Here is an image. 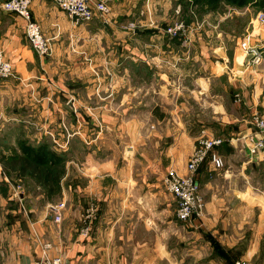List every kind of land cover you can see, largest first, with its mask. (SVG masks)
Returning a JSON list of instances; mask_svg holds the SVG:
<instances>
[{
  "label": "crops",
  "instance_id": "obj_1",
  "mask_svg": "<svg viewBox=\"0 0 264 264\" xmlns=\"http://www.w3.org/2000/svg\"><path fill=\"white\" fill-rule=\"evenodd\" d=\"M3 1L0 44L14 73L0 81V101L15 99L4 121L15 128L33 125L26 117L37 112H83L53 100L61 91L51 86L54 76L64 70L85 77L65 96L77 89L93 95L94 111L111 113L116 126L110 129L117 135L125 130L126 137L115 141L124 145L119 156L98 151L94 168L77 182L64 175L48 187L66 202L61 222L50 211L52 202L26 201L30 214L21 232L16 224L15 232L0 236V264H32L45 255L60 256L64 264H264V149L250 150L253 140L264 138L252 119L256 110L264 115V60L248 66L239 49L231 53L222 42L213 45L210 34L189 22L172 36L165 29L170 22L156 25L157 12L131 13L132 0H105L109 17L89 22L72 19L55 0H33L32 18L53 46L50 55L40 56L26 36L24 18L5 10ZM137 1L141 7L154 2ZM178 13L187 16L186 4ZM138 16L146 22L130 30L127 23ZM122 114L128 121H119ZM203 130L223 137L216 151L224 166L208 159L200 167L206 208L186 229L162 177L172 167L187 172ZM98 143L105 145L104 139ZM50 157L51 166L60 160ZM17 193L30 198L27 191ZM91 205L97 207L92 233L82 237L80 225Z\"/></svg>",
  "mask_w": 264,
  "mask_h": 264
},
{
  "label": "rangeland",
  "instance_id": "obj_2",
  "mask_svg": "<svg viewBox=\"0 0 264 264\" xmlns=\"http://www.w3.org/2000/svg\"><path fill=\"white\" fill-rule=\"evenodd\" d=\"M137 4V0H132L131 13L135 16L144 13L150 16L151 13L157 12V16L158 14L160 16L158 17L159 23L157 22L156 25L163 26L165 23L162 20H167V23L180 21L185 25V30L188 29L187 25L190 23L201 30L200 32L204 36L205 33L210 34L212 37L209 35V39L213 38V45H219L222 42L231 53L235 49L240 51L241 40L248 33H253V44L261 46L264 60V25H261V28L259 25H255L257 14L264 11V0H193L192 2L190 0H165L164 2L161 0V3L154 0L153 5H150V2H144L143 7L140 4L137 6ZM185 4L189 13L187 16L179 17V8L182 10ZM135 18L127 23L130 30L136 26L142 27L146 22L143 17ZM151 24L154 25V21ZM165 26L163 27L166 29L168 25ZM106 71L110 72L109 69ZM77 75L78 72L71 75L70 72L60 71L54 76L51 86L61 90L57 94L58 97L55 95L56 97L53 99L54 101L56 99L57 104L63 102L65 108L72 104L81 106L83 112L80 114L74 109L69 113H65L63 110L62 113L53 110L52 113L43 115L44 121L42 113L37 112V114L34 113L26 117L27 120L31 117L28 121H32L33 125L27 123L14 128L15 125L12 122L4 121V117L8 118L11 110L9 108L15 105V99L8 102L0 101V236L5 231L15 232L16 224L20 225L21 232V227L25 225L23 222L26 220L25 215L26 213L30 214L27 200L33 198L34 201H41L42 204L44 201H50L52 202L50 206L61 202L59 190L49 191L48 187L51 184L55 186L64 175L68 178L69 183L74 180L77 182L80 176L84 175V171L94 168V164L91 162L95 157L100 156L97 154L98 151H102L104 155L107 154V158L124 152V145L117 147L115 141L117 138L123 137L124 139L126 137L125 130H120L122 132L120 135L116 134V129H113L112 132L109 126H116L115 119L111 117V113L94 111L93 95L88 96L83 94L84 90L77 89L78 94L72 90L70 95L65 96L68 89L78 88L79 81L85 78L84 76L80 78ZM86 86L90 87L89 84ZM64 89L66 90L64 91ZM98 100L102 99L98 98ZM17 111L18 109L15 112ZM127 119L128 117L126 118V115L122 114L119 121H128ZM78 120L80 123H77ZM111 132L112 135H110ZM100 139H104V146L102 143H98ZM37 154L42 155L38 156ZM49 155L52 156L50 159L58 160L60 158V160L51 166L47 160ZM104 166L106 167L107 163L102 167ZM121 167H124L123 163ZM63 180L68 181L65 178ZM163 186L169 192L164 182ZM18 190L29 192L30 198H21V195L17 193ZM50 211L52 213L51 209ZM192 220L180 221L183 228L188 229ZM9 223L11 226H8ZM184 233L185 231H183Z\"/></svg>",
  "mask_w": 264,
  "mask_h": 264
},
{
  "label": "built area",
  "instance_id": "obj_3",
  "mask_svg": "<svg viewBox=\"0 0 264 264\" xmlns=\"http://www.w3.org/2000/svg\"><path fill=\"white\" fill-rule=\"evenodd\" d=\"M55 1L69 17L77 22H89L97 17H103L105 19L109 17L110 8L105 0ZM192 1L190 0V2ZM32 2L33 0H4L2 7L24 18L26 36L32 44V47L40 56H47L53 51L52 39L47 37L41 25L33 20L31 14ZM256 21L259 28H261V25H264V11L258 13ZM184 27L185 25L182 22L174 21L168 25L166 31L173 36H178L184 30ZM252 40L253 33H248L240 43V51L247 59L248 66H256L263 61L261 46L254 45ZM13 73L14 64L5 57V49L0 44V81L11 77ZM237 98H240L239 94ZM252 119L258 131L264 134V115L256 110ZM223 141V137L211 136L203 130L198 145L187 162V172L183 174L178 169L172 167L163 176V182L167 190L176 198V215L181 221H189L194 217L203 215L206 208V201L201 191L197 174L202 164L208 159H210L216 168L224 166V159L216 151V147L223 143ZM260 149H264V138L257 141L253 140V146L250 150L257 152ZM65 208L66 202L64 201L51 206L55 221H62ZM96 213L97 207L95 205L87 208L80 228V235L82 237L90 236ZM32 264H64V261L60 256L50 257L45 255L34 260ZM236 264L248 263L238 260Z\"/></svg>",
  "mask_w": 264,
  "mask_h": 264
},
{
  "label": "water",
  "instance_id": "obj_4",
  "mask_svg": "<svg viewBox=\"0 0 264 264\" xmlns=\"http://www.w3.org/2000/svg\"><path fill=\"white\" fill-rule=\"evenodd\" d=\"M239 68L242 70L245 68V66L242 64Z\"/></svg>",
  "mask_w": 264,
  "mask_h": 264
},
{
  "label": "trees",
  "instance_id": "obj_5",
  "mask_svg": "<svg viewBox=\"0 0 264 264\" xmlns=\"http://www.w3.org/2000/svg\"><path fill=\"white\" fill-rule=\"evenodd\" d=\"M194 1H196V0H194Z\"/></svg>",
  "mask_w": 264,
  "mask_h": 264
}]
</instances>
